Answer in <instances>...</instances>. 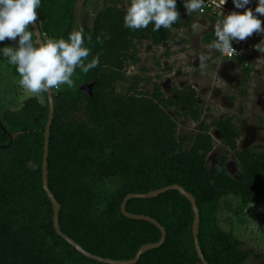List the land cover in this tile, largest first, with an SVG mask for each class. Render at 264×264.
I'll return each instance as SVG.
<instances>
[{
  "label": "trees",
  "instance_id": "1",
  "mask_svg": "<svg viewBox=\"0 0 264 264\" xmlns=\"http://www.w3.org/2000/svg\"><path fill=\"white\" fill-rule=\"evenodd\" d=\"M84 1L82 16L80 0H42L37 9L43 36L67 37L82 26L92 37L91 43L86 41L92 55L100 54V65L88 74L76 69L73 87L53 89L48 171L50 189L61 205L62 231L94 255L133 259L142 246L159 242L162 231L152 222L126 216L123 201L129 194L178 184L197 200L199 241L209 264H247L250 258H262L244 250L219 218L221 202L231 196L240 198L241 208L264 203L261 147L239 150L241 131L233 116L203 121L202 97L194 84L173 85L167 94L159 82L152 90L143 89L141 83L152 82L151 77L134 75L126 92L118 90L129 80L128 64L141 61V41L165 45L185 26L194 33L196 13L186 14L183 0H177L181 19L170 30L153 31L150 24L133 31L124 27L122 0ZM91 7L96 16L90 27L85 12ZM213 27L203 35L207 45L215 38ZM102 33L101 44L97 37ZM0 63L18 76L6 58L1 56ZM244 71L249 75L251 69ZM85 85H92V92ZM44 94L45 99H28L20 110L0 111V264H111L86 256L56 231L43 178L50 116ZM179 118L199 123V131L180 133ZM214 127L228 148L216 159L210 158ZM231 153L240 168L235 174L228 167ZM127 211L150 216L166 230L164 243L136 264H203L194 238L193 204L179 190L131 198Z\"/></svg>",
  "mask_w": 264,
  "mask_h": 264
},
{
  "label": "rangeland",
  "instance_id": "2",
  "mask_svg": "<svg viewBox=\"0 0 264 264\" xmlns=\"http://www.w3.org/2000/svg\"><path fill=\"white\" fill-rule=\"evenodd\" d=\"M128 2L129 0H122L121 5L127 7ZM84 4L85 1L80 0L78 8L80 16L84 15ZM85 13L88 15L86 23L91 27L96 16V10L91 7ZM203 21V18L195 19L193 25L197 27L194 33H190L187 26L175 30L174 39L162 46H155L148 39L141 41L139 45L141 61L128 64L127 76L129 80L120 84L118 90L126 92L133 81L134 75L151 77L152 82L146 83L143 81L141 83L143 89L152 90V84L159 82L167 94L169 93L168 89L173 85L194 84L202 97V120L212 122L214 119L233 116L240 124V130L245 135L244 139H240L239 150L256 147L257 144L264 143V110L256 106V99L261 101L262 98V81L259 80L260 84L258 86L260 89L258 91H256V82L254 84L251 81V85L249 83L251 89L248 85V87L241 85V89L247 92V95H243L241 91H238V87H232L221 76L220 71L226 61L219 52L203 41L206 28ZM18 39L19 37L16 40L6 39L0 42V47L15 46ZM201 54L208 57L203 64L198 59ZM170 65L173 66L171 71ZM10 69L13 70L10 67L7 69L5 65L0 63V111L3 112L8 111L11 107H17L22 94V90L17 84L19 77L12 74ZM228 73L233 75L236 72ZM239 78L243 80L242 77ZM43 99H45V94H42L41 100ZM170 112L173 113L174 110ZM179 124L180 133L199 131V123L190 119L179 118ZM211 134L215 140V149L210 158L216 159L220 154L225 153L228 148L222 145L220 132L217 128H212ZM228 167L233 174L240 169L238 160L233 153L230 154ZM219 218L221 226L227 231H232L242 241L244 250L263 255L262 258L256 260L250 258L247 264H258L257 261L259 264H264V203H252L241 208L240 198L231 196L226 201L221 202Z\"/></svg>",
  "mask_w": 264,
  "mask_h": 264
},
{
  "label": "clouds",
  "instance_id": "3",
  "mask_svg": "<svg viewBox=\"0 0 264 264\" xmlns=\"http://www.w3.org/2000/svg\"><path fill=\"white\" fill-rule=\"evenodd\" d=\"M41 2L0 0V42L19 37L15 46L0 47V56L15 66L19 77L17 84L22 94L17 110L23 108L25 100H39L42 94L64 85L73 87L77 68L86 75L100 65V54L92 55V48L88 46L92 37L85 34L82 26L74 28L67 37L34 35L33 26L39 19L37 9ZM225 3L227 0H220L221 9ZM250 3L251 0H233L235 8L244 11L234 10L227 15L220 12L213 24L215 38L210 44L212 49L231 58L236 55L232 44L234 40L243 41L254 32L264 33L260 19V16H264V0H256L254 11L247 7ZM183 4L189 14L207 6L206 0H183ZM180 19L177 0H129L123 17L124 27L128 29H146L152 24L153 31L157 32L161 27L170 30ZM196 27L193 25L194 31ZM104 35L102 33L97 37L98 43H103ZM257 45L255 47L261 51ZM198 59L203 64L208 57L201 54Z\"/></svg>",
  "mask_w": 264,
  "mask_h": 264
},
{
  "label": "water",
  "instance_id": "4",
  "mask_svg": "<svg viewBox=\"0 0 264 264\" xmlns=\"http://www.w3.org/2000/svg\"><path fill=\"white\" fill-rule=\"evenodd\" d=\"M33 27H34L35 35L43 36L42 30H41V25H40L39 21L34 22ZM83 88L92 92V85H85ZM47 94H48V99H49V103H50V116H49V121H48L47 128H46L45 154H44V163H43V170H44L43 178H44V188H45L47 194L49 195V197L52 200L53 205H54V211H55L54 222H55V228H56L57 233L59 235H61L63 238H65L78 251H80L81 253L85 254L86 256H88L92 259H95V260H98L101 262H105V263H111V264H136L137 262H139V260L141 259L142 255L144 253H146L150 249L160 247L164 243V241L166 239V230L162 226V224H160L159 221H157L156 219H154L150 216L129 213L127 211L128 200L131 198H136V197L153 198V197H157L160 194H163V193H165L171 189H177L183 195H185L193 204V208L195 211V220H194V225H193V232H194V238H195V243H196V249H197L198 255H199L200 259L202 260L203 264H209L207 262V260L205 259V256L203 254V251H202L201 246H200V241H199L200 224H201L200 217H201V215H200V208L198 206L197 200L192 193L188 192L183 186L178 185V184L167 186V187L162 188V189L154 190V191H151V192L146 193V194H129L125 198V200L123 201L122 211L126 216H128L130 218H134V219H142V220L152 222L154 225L159 227L162 231V239L159 242L149 243V244L142 246L140 248L138 254L136 255V257L133 259H130V260H114V259L103 258V257L97 256V255H94V254L90 253L89 251L85 250L74 239L70 238L68 235H66L62 231L61 226H60V219H59L60 211H61V205L58 202V200L56 199L55 195L53 194V192L51 191L50 186H49L48 156H49V147H50L51 124H52L54 114H55V101H54L53 90H51Z\"/></svg>",
  "mask_w": 264,
  "mask_h": 264
},
{
  "label": "built area",
  "instance_id": "5",
  "mask_svg": "<svg viewBox=\"0 0 264 264\" xmlns=\"http://www.w3.org/2000/svg\"><path fill=\"white\" fill-rule=\"evenodd\" d=\"M220 0H206V8L202 9L199 12H196V18H203V25L208 27H213L214 22L220 12L227 15L231 11H244V9H236L233 4V0H227V3L222 5V9L219 6ZM248 8L255 9L256 0H251V3L247 6ZM186 14L187 11H185ZM262 20V27H264V19L260 16ZM264 33L254 32L251 36L247 37L243 41H233V48L236 49V55H233L231 58H228L221 54V56L228 60L238 61L242 64V69L246 67H252L253 61L256 59L257 54L264 52ZM258 44V45H257ZM261 49L259 51L255 46ZM196 87V86H195Z\"/></svg>",
  "mask_w": 264,
  "mask_h": 264
},
{
  "label": "crops",
  "instance_id": "6",
  "mask_svg": "<svg viewBox=\"0 0 264 264\" xmlns=\"http://www.w3.org/2000/svg\"><path fill=\"white\" fill-rule=\"evenodd\" d=\"M263 17V19H264V16H262ZM207 27V26H206ZM212 27L210 26V27H208V28H205V30H204V32L206 33V31H208V30H210ZM222 57V56H221ZM223 58V57H222ZM225 61L226 60H228V59H225V58H223ZM229 61H231V62H233V64H234V69H232V70H228V69H226V73L228 74V75H231L230 73H228V72H232V71H234V72H236V71H239V69L241 68L242 69V64L240 63V62H238V61H233V60H229ZM239 68V69H238ZM247 68H249V67H247ZM237 69V70H236ZM245 69V68H244ZM250 69H251V71H250V74L248 75V74H246V72L243 74V76H242V78H243V81H244V83L242 84V85H246V87H248V86H250L251 85V81L255 84V82H256V85H257V89L259 88V86H258V84H260V81L259 80H261L262 81V84H263V78H264V52H262V53H258L257 54V57H256V59L253 61V66L252 67H250ZM223 78H225V77H223ZM225 80L227 81V82H229L230 83V85H232V82H230V81H228L226 78H225ZM259 81V82H258ZM258 82V83H257ZM249 83H250V85H249ZM252 83V84H253ZM248 85V86H247ZM232 87H237V86H233L232 85ZM241 89V85L240 86H238V91H243L242 89ZM250 89H251V86H250ZM239 127H240V124H239ZM241 128V127H240ZM241 131V130H240ZM244 134L242 133V131H241V140L242 139H244ZM241 142V141H240ZM257 146H259V147H261V149L264 151V143H262V144H257ZM256 146V147H257Z\"/></svg>",
  "mask_w": 264,
  "mask_h": 264
},
{
  "label": "flooded vegetation",
  "instance_id": "7",
  "mask_svg": "<svg viewBox=\"0 0 264 264\" xmlns=\"http://www.w3.org/2000/svg\"><path fill=\"white\" fill-rule=\"evenodd\" d=\"M234 67L235 66H234L233 62H231L229 60H226L223 69L220 71V74H221V76L225 77L228 81L232 82L233 86H237L238 87V86H240V85H242L244 83V81L241 80L239 77L243 76V74L245 73V71H244L245 69H241V68L239 69L238 68L239 71H236L235 74L228 75L226 73V69L232 70V69H234ZM261 85H262V87H261V96H262V98H261V101H260V99H256V103H257L256 106H259L260 108H262L264 110V80H263V84H261ZM259 89L260 88L256 89V91H258ZM250 96H252V95H250ZM193 132H195V130ZM193 132H189V133L191 134ZM245 142H246V140H245ZM245 142H243V144H245ZM247 142H248V140H247Z\"/></svg>",
  "mask_w": 264,
  "mask_h": 264
}]
</instances>
